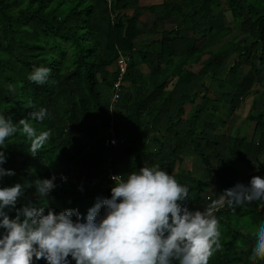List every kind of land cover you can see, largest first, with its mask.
Returning <instances> with one entry per match:
<instances>
[{"label":"trees","instance_id":"16d2710c","mask_svg":"<svg viewBox=\"0 0 264 264\" xmlns=\"http://www.w3.org/2000/svg\"><path fill=\"white\" fill-rule=\"evenodd\" d=\"M170 17L175 26L168 27ZM234 33L239 40L225 41ZM120 52L128 66L111 112ZM40 66L51 69L43 85L28 79ZM252 96L253 108L264 100V0H166L146 7L139 0H0V114L17 125L28 119L37 132L52 131L35 157L19 133L0 148L7 157L3 167L15 172L0 188L33 184L17 208L72 209L86 220L90 208L111 198L109 170L126 180L159 165L188 186L186 206L204 211L225 190L264 178V116L248 117L256 123L249 140L227 133L220 115L221 104L233 114ZM40 108L49 118L31 121L30 113ZM111 129L118 148L105 144ZM187 158L200 161L199 172L181 167ZM53 176L56 188L41 205L34 181ZM215 214L222 249L209 264H252L264 201L224 206ZM9 215L15 218V210Z\"/></svg>","mask_w":264,"mask_h":264},{"label":"clouds","instance_id":"9594fccd","mask_svg":"<svg viewBox=\"0 0 264 264\" xmlns=\"http://www.w3.org/2000/svg\"><path fill=\"white\" fill-rule=\"evenodd\" d=\"M50 74L49 67H34L28 79L43 85ZM7 88L15 91L12 84ZM49 115L46 108L30 113L31 121L41 123ZM17 133L28 140V152L33 157L52 136L50 129L37 132L28 119H21L17 125L0 114V148H5L6 141ZM6 162L5 153L0 151V181L15 175L3 167ZM111 173L115 172L109 170V179L114 181L111 198L90 208L86 220L72 209L57 214L31 203L17 208L25 188L33 184L0 188V229L4 230L0 236V264H36L42 259L47 264H71L69 257L76 264H209L213 252L222 249L216 211L224 206L235 210L264 201V178L260 176L252 177L248 185L238 183L225 190L204 211H191L186 206L188 186L159 165L144 166L128 174L126 180L117 174L111 177ZM55 179L34 181L41 205L56 188ZM12 210L15 218L9 215ZM253 236L249 259L257 264L258 260L264 261V223Z\"/></svg>","mask_w":264,"mask_h":264},{"label":"rangeland","instance_id":"374dc122","mask_svg":"<svg viewBox=\"0 0 264 264\" xmlns=\"http://www.w3.org/2000/svg\"><path fill=\"white\" fill-rule=\"evenodd\" d=\"M174 1V0H173ZM139 5H140V0H139ZM228 14V12L226 13ZM144 18V16H142V19ZM173 19V18H172ZM168 20V27L170 25L175 26L176 25V21L174 20ZM170 21H173V23H171ZM229 22V21H228ZM240 36L238 33H234L232 34L230 37L226 38L225 41H231V40H239ZM221 46V44H217L214 46H211V49H213V51L217 50L219 47ZM206 48H209V46H207ZM208 55H204L202 60H205L207 58ZM195 65H190V68H194ZM141 68L144 71L145 68V72H146V67L144 64L141 65ZM210 80L207 78V80H204V84L205 86L208 88L210 86ZM173 86L168 87V89H171ZM202 90H200L199 92H203L204 89L203 87ZM256 100V98L253 96L250 97L249 99H247L246 101H242V103L237 107V109L235 110V112L232 114L230 112V109L228 107H224L222 104L221 106L223 107L222 110H220V115L225 118L228 121V127H227V133H234V131H237L240 133V136L243 137H247L249 138V140H252L253 136H254V129H255V122L248 120V117L254 115L256 116L257 114H262L264 116V100H258L256 106H254L253 108V102ZM197 102H200V99L197 100ZM215 105V103H213ZM252 105V106H251ZM190 109V108H188ZM187 112L189 113V110H187ZM189 116V115H188ZM212 120L215 121V116L212 117ZM233 130V132H232ZM112 133H114V129H111ZM256 139L260 138V135L255 137ZM235 166L237 165V161L234 160ZM262 163V159H260V164ZM264 163V160H263ZM178 165V164H177ZM181 167L184 168L185 170L188 171H195V172H199V168L201 167V163L197 158H192L191 160H189V158L185 159L183 161V163L181 164ZM177 170H174V174ZM242 175L244 174L243 171H241ZM253 172H248V175L245 177L241 178V181H244L250 174H252Z\"/></svg>","mask_w":264,"mask_h":264},{"label":"built area","instance_id":"2783aa9c","mask_svg":"<svg viewBox=\"0 0 264 264\" xmlns=\"http://www.w3.org/2000/svg\"><path fill=\"white\" fill-rule=\"evenodd\" d=\"M128 66V57L127 55L122 54L121 52L119 53V58H118V68H119V78L117 82L115 83V93L113 97V102H116L118 100V92H119V87L120 83L122 81L123 76H125L126 70ZM119 142L114 135H112L111 139L109 140V144L113 145L115 148H118ZM115 174L111 173V177L114 176Z\"/></svg>","mask_w":264,"mask_h":264},{"label":"crops","instance_id":"0c3cea01","mask_svg":"<svg viewBox=\"0 0 264 264\" xmlns=\"http://www.w3.org/2000/svg\"><path fill=\"white\" fill-rule=\"evenodd\" d=\"M164 1H166V0H140V6L146 7V6H150V5H158V4H162ZM170 18L172 19V17H170ZM172 20H175V19L173 18ZM170 22L173 23V21H170Z\"/></svg>","mask_w":264,"mask_h":264}]
</instances>
